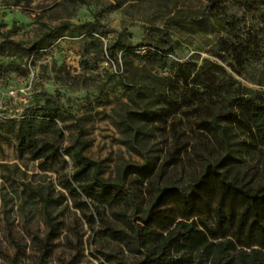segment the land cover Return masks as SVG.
<instances>
[{"label":"rangeland","instance_id":"1","mask_svg":"<svg viewBox=\"0 0 264 264\" xmlns=\"http://www.w3.org/2000/svg\"><path fill=\"white\" fill-rule=\"evenodd\" d=\"M204 7L201 0H0V264H39L46 210L77 228L84 242L76 250L62 233L46 264H109L95 250L99 224L93 205L83 199L77 206L69 195L67 207L58 202L64 172L71 176L75 169L69 146L76 139L85 141L84 153L99 163L104 176L149 158L155 162L153 185L185 186L206 160L222 155L197 125L208 110L183 109L165 124L146 122L136 148L128 145L130 131L121 123L127 110L141 111L129 98L132 86L152 109H166L164 98L185 90L175 76L184 62L202 65L214 78L215 112L224 84L264 100V0H218L216 18L201 24L186 20ZM116 42L125 47L109 51ZM190 88L203 90L195 83ZM9 90L16 97H9ZM23 96L30 112L62 118L65 170L19 158L15 142L5 139L6 122L28 109L19 99ZM237 156L229 174L243 182L260 180L264 152L242 145ZM138 181L127 177L142 190ZM46 194L53 200L47 206L41 198ZM67 235L73 241L72 232Z\"/></svg>","mask_w":264,"mask_h":264},{"label":"trees","instance_id":"2","mask_svg":"<svg viewBox=\"0 0 264 264\" xmlns=\"http://www.w3.org/2000/svg\"><path fill=\"white\" fill-rule=\"evenodd\" d=\"M201 1L205 2L201 14L186 17L187 21L201 24L204 18L217 17L218 0ZM113 47L125 45L116 42L109 51ZM193 65L184 62L177 66L176 80L185 90L174 98H164L167 106L161 111L152 109L151 102L144 103L134 86L129 88V98L137 101L141 111L127 110L121 120L130 131L128 145L136 148L147 123L165 124L169 116L184 113L183 109L208 110L210 114L197 125L223 153L216 160H206L192 182L153 185L155 162L147 157L140 164H122L114 176H104L99 163L84 153L85 141L76 139L69 146L75 169L71 176L64 172L58 202L67 207L69 195L77 206L83 199L93 205L99 224L93 238L95 250L104 254L109 264H264V173L257 182H243L229 174L239 161L242 145L264 152V100L236 93L224 84L220 109L215 112L211 103L217 89L215 80L206 76L202 65ZM191 83L202 92L186 90ZM29 105L25 104L28 109L17 119L6 122L5 139L15 142L19 158L38 160L46 169L57 165L65 170L64 133L58 125L62 118L36 115ZM130 176L139 180L146 200L143 189L128 184ZM41 198L46 206L53 201L49 194ZM45 223L47 231L38 239L39 264H46L55 241L62 238L76 250L83 248L77 228L58 220L49 210ZM68 232H72L73 241Z\"/></svg>","mask_w":264,"mask_h":264},{"label":"built area","instance_id":"3","mask_svg":"<svg viewBox=\"0 0 264 264\" xmlns=\"http://www.w3.org/2000/svg\"><path fill=\"white\" fill-rule=\"evenodd\" d=\"M8 96H9V97H16V92L13 91V90H9V92H8ZM19 99H20V101H21L24 105L27 103V99H26L25 96L20 97Z\"/></svg>","mask_w":264,"mask_h":264}]
</instances>
